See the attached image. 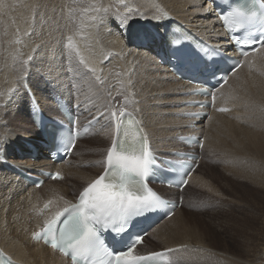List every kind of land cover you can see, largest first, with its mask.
Instances as JSON below:
<instances>
[{
  "label": "bare ground",
  "instance_id": "1",
  "mask_svg": "<svg viewBox=\"0 0 264 264\" xmlns=\"http://www.w3.org/2000/svg\"><path fill=\"white\" fill-rule=\"evenodd\" d=\"M146 1L115 0L114 5L110 0H69L68 2L73 7L71 10L74 16L73 18L70 17L71 24L75 21L72 31L69 32L73 44V48L70 49L67 46L69 41L64 35L67 25L71 26V24L65 21L66 18L63 19L62 10L64 9L61 10V8L64 4L61 5L60 0H46L47 4L44 5L36 19V24L39 23V25H34L32 36L23 39L24 42L20 46V43L15 44L14 52H8L5 49L0 51V135L4 137L3 144L0 145V245L17 263L69 264L63 258L53 255L49 249L31 241V232L35 230L41 218L42 205L40 203L45 200L55 207L72 199L73 195L69 197L71 191L73 194L76 190L79 192L102 172L103 168L99 164L95 168V163L104 159L112 143L111 130L104 131L99 137L90 139L87 143L86 140L80 142L79 147L83 143L89 146L90 155L83 158L79 164L73 160L58 168L64 172L66 183H48L47 186H43L39 190L24 185L23 181L11 171L13 166L36 174L37 177H41L40 171L51 170L55 166L47 158V151L42 145H36L39 149V156L36 160L31 158V154L25 145L26 142L33 144L40 132L33 124L29 113L28 95L21 85L23 78H26L24 80L25 85L34 91L45 112L58 114L53 100L56 93L70 98L67 87L74 79V75L76 73L88 74L90 77L88 82L86 80L80 81L87 96H90L88 86L94 90L91 97H87L79 89L77 103L82 112L85 115L98 114L100 109L105 108L112 101L120 100L123 106L140 117L154 148L166 153L184 151V145L177 139L180 136L192 134L198 135L200 138L203 137L201 135H204L205 149L201 152L203 156L204 152L215 148L220 140L218 136L220 134V137L223 136V131L224 134L233 133L234 131L225 132V130L238 125L239 131L235 130L240 134L241 129L247 128L241 127L240 129V123H248L247 120L251 122L252 116L257 117L258 120L253 117L255 123L258 122L257 126L260 125L264 128V48L257 56L247 60L251 64V68L245 67L237 71L231 82L235 89L230 96L234 105L242 108L240 111L241 121L234 122L229 119V116L213 114V119L204 124L202 119L191 116L197 111L199 113L206 111V109H199L197 105H190V103L199 100V98L189 94L195 88L177 80L169 68L158 63L154 50L159 48V43L152 39L147 29L150 23L145 25L142 23L146 20H152V23L154 20L153 13L157 17L156 19H159L162 16L158 15L163 12L172 15L175 20L183 23L184 26L200 36L212 38V40L221 38V41L224 42L222 38L226 35L220 29V22L216 18L214 8L210 0H153L157 5H154V10H152L151 7H148L153 6L151 1ZM159 10L161 11L158 13ZM121 17H128L127 22L122 23ZM142 38L150 39L154 45L149 50L138 49L136 43ZM30 43L33 44L38 54L34 53L31 62H26L28 64L25 68L22 67L24 62L19 50L21 46L31 45ZM62 43H64V50ZM222 44L226 45V43ZM5 54L7 57H4ZM81 56L84 58L87 67L80 63ZM90 69H95V71L92 72ZM237 81L239 82L237 83ZM228 90L229 88H225L220 93H227ZM254 110L256 113L259 111V113L252 115ZM99 124L107 128L110 126L106 117L102 118ZM262 127L261 129H263ZM253 128L251 130L256 131V133L253 131L254 139L251 136V139L248 138L249 135H252L249 128L251 134L247 131L249 133L247 137L244 132L246 138L240 136L241 140L244 141L238 140L239 138L236 137L240 145L236 141L233 143L235 139L227 136L229 140H233L230 143L234 144L233 146L230 145L231 150L229 152L238 148L240 152L236 151L239 152V157L241 155L247 157V154L250 155L249 153L256 149V155L262 154L257 160L263 159L261 161L263 165L264 129L257 131L255 126ZM256 137H258L257 140H255ZM223 138H225L224 140L227 139L226 136ZM247 140H253L254 144L251 142L255 148L253 149L252 145L248 143L250 146L247 147L250 148L249 153H247L246 150L248 149L245 146V148L242 147L247 144ZM16 149H19L21 154H17ZM221 149L216 150L221 151ZM226 149L222 150L226 151L224 154L227 153ZM222 151L218 153L222 155ZM195 154L200 155V152L196 151ZM233 155L235 156V153L232 154V160L236 159V157L233 158ZM251 155L254 154L251 153ZM242 161L240 162L243 163ZM238 162L234 164H239ZM254 163L259 165L256 161ZM86 165L94 168L82 169ZM231 169H228L227 175L232 173H229ZM262 169L264 170V168ZM235 171L237 173L238 170H234V174ZM249 172H251L250 169ZM248 173L246 174L248 177L244 176V178H248L249 181L250 173ZM199 176L201 175L197 170L186 191H189L193 185L197 188L200 187V189L205 188L206 181L204 182L205 179ZM257 178L264 180L263 175ZM231 179L229 178V180ZM261 180H259L260 182L256 181L261 183ZM208 185L211 187L210 184ZM170 193L172 194V192ZM182 213V210H178L170 220L164 221L165 224L159 227L157 231L154 229L151 232L150 239L158 240L159 245L161 244L158 248L153 247V252L166 250L170 247L184 246L186 250L177 256L174 262L215 264L214 261H218V256L212 249L213 243L204 242L200 238V232L195 231L196 226H192V228V224L183 223ZM200 227H197L198 230ZM207 232L206 235L210 234ZM231 259H227L226 264H234ZM238 262L242 263L243 261L239 260ZM248 263L249 261L246 264ZM249 264L261 263L250 262Z\"/></svg>",
  "mask_w": 264,
  "mask_h": 264
},
{
  "label": "rangeland",
  "instance_id": "2",
  "mask_svg": "<svg viewBox=\"0 0 264 264\" xmlns=\"http://www.w3.org/2000/svg\"><path fill=\"white\" fill-rule=\"evenodd\" d=\"M29 1H30V3H29ZM68 1L69 0H63V1L60 0V3H61V5L64 4V5H62V8H61V10L64 9V10H62V12H63L62 14L64 17L63 19L65 20V18H66L65 21H67L71 24V18L74 17L72 10H71V8L73 9V7L71 6V4ZM110 1L115 5V0H110ZM147 1L150 2L151 0H147ZM153 2L154 1L152 0L150 3H152V5H154L155 2L154 3ZM45 4H47L46 0L45 1H43V0H26V1L25 0H0V51L5 49V51L8 50V52L9 51L14 52V49L16 48L15 44L20 43L19 44V46H20L21 43L24 42L23 39H27V38H30L32 36V34H33L32 29H34V25L35 26L39 25V23L36 24V21H37L36 19L38 18L39 13L41 12V10L43 9ZM148 7H151V9L154 10L153 6H148ZM153 17L155 18L154 13H153ZM142 19H144V18L142 17ZM142 19H140V20H142ZM73 25H75V21H73L71 26L67 25L66 34L64 35L67 37V38L64 37L67 40H68V37L71 36V33H69V32L72 31L71 29H72ZM30 44L31 45H25V47H24V45L21 46V49L19 50L21 57L23 59V62H24L23 63L24 66H22V67H25V68L27 67L26 65L28 64L26 62H31L30 60H32V58L34 57V53L38 54V51L34 48L33 44L32 43H30ZM62 46H63V50H64V43H62ZM8 52H6V53H8ZM28 55H30V56H28ZM4 57H7L6 54L4 55ZM29 57H31V58H29ZM14 66L17 67L16 64H14ZM74 76H75L74 80L75 79H78V81L86 80L87 82H88V80H90L89 79L90 77L88 76V74H85V73H81V74L76 73ZM238 82L239 81H237V83ZM117 102H121V101L117 100ZM253 112H254L253 114L251 113L252 115L259 113V111L256 113L255 110ZM253 117H256V116H252L251 119H253V120L251 121V119H250L251 122H249V120H247L248 123H240V126H239L240 129H241V127L242 128L247 127V128H244V130L241 129L243 133L240 132V134H239V132H238L239 128H237L238 125H234V127H233L234 130L232 128V129L225 130V132H229V131L233 132L234 131L235 133L229 132V134H227V133L224 134V131H223L222 132L223 136L220 137L221 134L218 136L220 138V140L214 149H210L208 151V158L211 160H221L222 158L226 159L227 161L229 159H231V160L228 161L227 166H220L219 164H211L208 161H206V164L204 166L200 167L199 175H201V176H199V177L202 179H205L203 181L204 182L206 181L205 185L207 184L206 186H204L205 188L202 187V189L203 190L205 189V190L203 191L202 189H200V187L197 188V186L193 185L192 186L193 188H191V190L188 194L189 199H190L189 207L187 210H182V212L185 214L184 215L182 213V216H181L183 223L188 224V225L192 224L191 227L196 226L195 231L200 232L199 233L200 238L204 242L213 243L212 249L214 250V252L218 256L217 257L218 261H214L215 264H226V260L227 259L230 260L232 257L233 258L231 260H233L234 264H246L248 261H249V263L250 262H252V263L253 262H255V263L259 262L261 264H264V187H263L264 186V180L263 179L261 180V178H257V177H260L261 175L264 176V170L262 169V168H264V164L263 165L261 164V163H263V162H261V161H263V159L258 161L262 154L260 156H259V154H257L258 156L255 154L257 152V150L255 148H253V146H254V145H252L253 140H250V141L247 140L248 141V142H246L247 146L243 145L242 147L243 148L246 147V149H248V150H246V149H244V150H246L247 153H249L250 148H247V147L249 145H252V148L255 150H253L251 148V150H253V152L251 151V153L254 155H251V153H249L251 156L248 154L247 155L245 154L247 157H245L243 155H241V157H239L240 156V154H239L240 149H238V148L236 149L239 151L238 152V151L234 150L235 149L234 147H233L234 149L232 148L234 151L232 150L231 151L232 153L229 152L231 150L230 145L233 146L234 145L233 143H235V141L238 143L239 142L238 140H241L240 136L245 137L244 132H245V135L247 134L246 135V137H247L248 134L250 133L249 130H251V128L254 129L253 126H255V128L258 126L260 127V128L259 127L256 128L257 131H259L261 129L262 126H260V125L257 126L258 122L256 121V123H255V121H254L255 118H253ZM256 120H258L257 117H256ZM250 126H252V127H250ZM248 128H249V130H248ZM235 129H237L238 131ZM245 129H246V131H245ZM263 129H261V130L263 131ZM247 131H249V133ZM251 131H252L251 132L252 135H249L248 138H250V136H251V138L254 136L253 131H255V130H251ZM262 131H260V132H262ZM255 133H256V131H255ZM224 135L226 136L227 139H228V137L231 136L230 137L231 139L232 138H233V140L235 139L234 142L231 139L230 140L228 139V141H227V139L224 140L225 139V138H223V137H225ZM232 136H234V137H232ZM236 137H238L239 139ZM95 138H97V137H95ZM221 138H223V139H221ZM245 138H242V139H245ZM254 138L255 137H253L252 139H254ZM257 138L258 137H256L255 140H257ZM90 139H93V138H90ZM90 139L86 140L85 142L87 143ZM221 140L224 142L222 143ZM230 141L233 143H230ZM241 141H244V140H241ZM225 142H227V143L224 144ZM86 143H83L81 145V147H79L80 158L77 161H75V159L73 158V160L77 164H79L83 158H86L87 156L90 155V150L88 148L89 146L86 145ZM248 143H249V145H248ZM255 143H256V141H255ZM238 144L240 145V142ZM253 144H254V142H253ZM106 145H108V144H106ZM224 147H226L227 149ZM221 148L227 150V153H225L226 155L224 154V152H226V151H222L223 149H221ZM216 149H219V150L221 149L223 154L221 155L220 154L221 151H217ZM216 151H217V153H216ZM218 152H220V153H218ZM234 153H235V156L233 155V158L236 157V159L232 160L231 157H232V154H234ZM227 154H228V156H227ZM229 155H231V156L229 157ZM244 157H245V160H247L246 162H245V160H243ZM241 158L243 161L241 160ZM203 159H204V156H203ZM240 161H242L243 163H241ZM255 161L257 163H259V165L254 163ZM229 162H231V163H229ZM236 162H238L239 164L235 165L234 163H236ZM247 163H249V164L247 165ZM87 166L88 165H86L85 167H87ZM254 166H256V167H254ZM226 167H229L228 169L234 168V170H238L239 172L237 171V173H236V171H235V174H236L235 175L233 172L234 170L232 171V169H231V171L229 170V173L232 172L235 176L232 173L227 175L228 169ZM252 168H253V170H252ZM243 169H244V172H243ZM249 169L251 172H249ZM247 171L250 173L249 181L247 180L248 178L247 179L244 178V176H246V174L248 173ZM242 173H244V175H242ZM238 175H239V177L240 176L242 177V179L240 177L241 180L239 179ZM257 175H260V176H257ZM228 177L230 179L232 177L233 178L231 180H229ZM246 177H248V175ZM224 178H225V180H224ZM210 179L211 180L215 179V180L211 181ZM256 180H258V181L261 180V183H258V181H256ZM227 181H228V183H227ZM208 184H210L211 187H209ZM197 227H200L199 230ZM200 229H202V230H200ZM206 232L210 233V234L206 235ZM204 233H205V235H204ZM209 238H211V239H209ZM160 246H161V244L159 245V241H158L157 247H154V248H158ZM154 248L152 247V250ZM222 255H223V257H222ZM239 260L241 262L242 261L243 262L240 263V262H238Z\"/></svg>",
  "mask_w": 264,
  "mask_h": 264
},
{
  "label": "snow or ice",
  "instance_id": "3",
  "mask_svg": "<svg viewBox=\"0 0 264 264\" xmlns=\"http://www.w3.org/2000/svg\"><path fill=\"white\" fill-rule=\"evenodd\" d=\"M260 18L264 20V12L260 13ZM127 19L128 17H121L122 23H126ZM256 19L257 11L254 8L236 7L224 17V23L229 26V31H234ZM68 41L67 46L72 49L71 36L68 37ZM256 43L264 45V41L259 39ZM243 55L246 57L249 53L244 52ZM80 63L85 64L82 56ZM90 71L94 72L95 69ZM97 79L99 80V77ZM112 115L115 116L116 113L113 112ZM116 129L119 137L121 135L119 124L116 125ZM137 132L138 137L134 133L129 138V133L125 131L122 134V141L119 138L112 141L106 154L103 174L83 188L79 194L78 204L57 212L43 229L44 235L50 238L48 243L51 247L65 251V254H69L66 250L71 249L74 261L77 257L81 258L78 264H105L100 258L102 256L108 257L106 264H157L158 258L162 259L165 256L164 252L152 253L150 256H133L135 244L142 242L140 234L125 248L112 250L105 246L101 238L102 232L110 231L115 234L113 237L115 240L116 236L127 229L133 217L151 212L162 203L157 193L144 182V177L148 175L153 163V157L147 144V137L143 135L141 129H137ZM3 141L4 137L0 135V145ZM184 182H187V177ZM168 251L171 252L173 249ZM91 256H96L97 259L90 260Z\"/></svg>",
  "mask_w": 264,
  "mask_h": 264
}]
</instances>
